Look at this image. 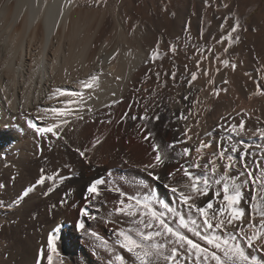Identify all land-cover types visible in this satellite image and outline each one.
<instances>
[{
	"label": "bare ground",
	"instance_id": "obj_1",
	"mask_svg": "<svg viewBox=\"0 0 264 264\" xmlns=\"http://www.w3.org/2000/svg\"><path fill=\"white\" fill-rule=\"evenodd\" d=\"M126 1L134 7L135 0ZM139 1L137 13L149 4L163 0ZM167 1L172 3L170 9L173 15L172 17L166 15L168 8L164 9L166 17L162 30L154 21L147 27L145 24L146 28H139L135 25L137 17L131 15L129 22L135 26L129 34L121 18L113 16L109 19L106 14L108 12L105 11L89 14L79 7L77 0L73 6L65 7L62 18L59 12L64 0H47V7H44L45 0H39L42 12L34 7L35 0H0V184L5 185L0 189V264H36L41 250L44 252L43 264H47V239L49 233L53 232L57 236L56 247L60 252V256L53 254L54 264H64L68 258L77 259L79 254L75 248L80 237L85 235V231L98 234L95 226L105 223L103 219L92 220L81 215V209L87 204L84 199L86 188L95 179L103 178L106 182L102 186L104 191L99 198L100 202L93 201L92 204H87V210L97 217H106L119 199V195L114 191H108V188L118 187L132 196L146 195L151 191L156 199L164 201L171 207H178L177 197L164 185L166 183L176 185L186 179L180 172L169 181L168 174L182 163L194 162L193 158L197 156L195 148L200 140L212 142L213 151H218L217 144L224 146L228 143L224 139L227 133L219 125L225 124L227 127L228 121L238 124L241 117L237 113L241 109L251 114V118H246V129L256 125L264 129V123L258 122L255 118L260 116L264 121V95L255 98L250 92L253 85L257 87L259 84L264 88V68L258 74V81L255 84L251 76H246L242 85L235 84L230 79L233 73L237 74L236 69L226 68L225 72L221 70L215 75L214 84L211 85L216 89H222L220 92L223 96L220 95L219 99L210 95L209 84H206L203 75H200L191 87L185 78L179 84L171 79L169 86L166 83H158L152 75L154 71L163 74L161 62L169 56L174 58L177 56V52L173 51L161 54V44H167L173 37L182 36V31L190 26L201 37L196 42L201 41L202 44L208 30L211 31L215 26L212 19L220 17L222 18L220 21H225L224 15L230 12L234 23L237 19L240 22L238 32L251 43L257 40L258 46L264 49V9L256 14L251 24L247 20L250 12L258 7L261 0H243L245 3L239 5H236L235 0H228L227 8L219 6L213 8L209 5L205 10L199 5L187 7L189 1L197 0ZM246 4H249L247 9ZM204 17L209 20V27L206 26ZM57 20H60L58 28ZM232 20L227 19L226 23L229 24L233 22ZM159 32L162 37L158 36ZM114 35L122 43L121 47L110 42ZM157 44L159 58L155 63L151 61L145 63L153 50H157ZM221 46L223 47V44ZM117 49H119L117 60H112L109 64V57ZM129 50L132 56L125 55ZM98 56L104 61L102 65L104 74L101 76L103 91L95 93L99 97L98 100L89 101L96 109L92 117H86L85 121H74L68 126L72 128L71 131H68L67 127L64 129L61 135L67 139V144L52 137L51 134H48L47 138L37 136L34 130L28 127L27 120L31 119L39 126L56 122L47 118L44 121L38 120L37 116L43 114H38L37 108L64 107L61 102L69 99L59 97L48 100L52 88L79 90L76 84L65 80V69L71 73L70 80L77 77L86 78L92 70H100L94 63ZM36 65H39L38 71H34ZM116 77L121 79L118 81ZM225 79L229 81L228 84L223 83ZM227 91L238 93L242 101L235 102ZM113 92L115 96L112 95ZM5 96L12 100L11 106L8 105ZM185 96L189 99L185 100ZM115 99H119L120 102L111 107H104ZM196 101L199 102L193 107ZM146 108L148 117H155L161 113L163 115L161 122L131 119V116L145 115ZM190 112L192 116L187 121L178 119L181 113L187 115ZM125 113H128V117L122 120ZM227 113H231L228 121L222 120L221 117ZM102 120L105 123H100ZM138 124L146 126L153 133L152 139L165 149L173 141L185 139L182 133L186 125L192 126L189 133L192 139L187 144H178L175 149L168 150V162L156 170L161 177L159 181L152 180L141 170L144 164L152 161L154 154L150 155V143L143 140ZM245 133L241 137H233V140H243L253 145L254 149L256 143L253 134L250 136L249 132L248 135ZM97 139L100 142L93 148L92 144ZM259 142L264 143L261 140ZM47 146L53 147L61 154V167L51 176L39 172L36 162ZM184 147L191 151V156L187 160L180 155ZM74 148L90 149L86 152L88 160L80 157L78 152L73 151ZM208 152L205 150L201 164L206 163L211 156ZM238 157L239 154H236L235 158ZM125 160L128 163H125ZM191 171L194 175H202L201 169ZM41 175L53 177L54 181L46 179L43 184L37 185L36 182ZM140 181L148 187L138 188L137 184ZM33 185H36L34 190L27 197L19 199L23 191ZM248 199L250 197H246L245 202L240 205L246 211L249 209ZM36 212L37 215L34 217ZM114 219L117 223H105L109 224V227L103 226L102 229L112 228L114 231L118 228H127L130 224L127 218ZM77 223H84L85 228L78 232ZM25 225L28 227L24 231L22 228ZM119 251L128 257L129 254L123 253V250ZM99 252L105 258H109L105 251Z\"/></svg>",
	"mask_w": 264,
	"mask_h": 264
},
{
	"label": "snow or ice",
	"instance_id": "obj_2",
	"mask_svg": "<svg viewBox=\"0 0 264 264\" xmlns=\"http://www.w3.org/2000/svg\"><path fill=\"white\" fill-rule=\"evenodd\" d=\"M74 2L75 0H64L59 12L61 18L64 15L65 7L73 6ZM95 2L99 3L100 0H95ZM204 2L206 7L209 6V0H204ZM34 7L40 9L41 12L43 11L39 0H35ZM44 7H47V0H45ZM224 7L227 8L228 5L225 4ZM227 19L228 17L224 18L225 23ZM59 24L60 20H57V28ZM220 27L223 29L224 24H221ZM240 27V22L237 19L227 35L222 36L217 41L220 44H223L225 40L227 41V45L223 48L224 53H227L229 48L239 41V35L234 36L233 34L238 33ZM185 31L187 32V28ZM53 35H55V32H53ZM158 47L159 44H157V50H153L145 63L149 61L156 62L159 58ZM170 50L175 52L174 47ZM208 50L212 51V49ZM197 51H200V49L198 48ZM118 54L119 49L109 57L108 63L111 64ZM125 55L132 56L133 54L129 50ZM217 60L225 68L230 67L235 70L237 67L235 63H230L229 59L221 60L220 57H217ZM53 63L55 64V61ZM94 63L96 68L100 70H92L83 79L77 77L75 80H70L71 73L65 69V80L76 84L79 90L52 88L47 97L48 100L58 99L59 97H68L69 99L61 102L64 107L37 108V113L43 114L37 116L38 120L44 121L47 118L56 121L48 123L46 126H39L31 119L27 120L28 127L33 129L37 136L47 138L48 134H51L52 137L63 140L67 144V139L61 135L64 129L67 127L68 131H71L72 128L68 126L74 121H85L86 117H92L96 109L89 101L99 99L95 93L103 91L101 76L104 74L102 70L104 61L98 56ZM82 67H87V65H82ZM196 67L200 71L199 73L197 71L191 72V78L187 81L190 87L193 82L198 80V74L205 77L210 75L207 70L202 69L199 61ZM38 69L39 65H36L34 71H38ZM73 71L78 70L73 69ZM156 76L159 80L160 74L156 73ZM175 77L176 73L172 72L171 78L174 80ZM120 79L121 77H116V80L119 81ZM223 83L228 84L229 81L225 79ZM208 84L213 85L214 80L209 78ZM25 87L27 88V85ZM136 91H139V89H136ZM220 91L222 89L213 87L210 95L217 97ZM155 94L154 89L153 95ZM112 95L115 96V93L113 92ZM252 95H264V88L257 84ZM5 99L8 105L11 106L12 100L7 99V96H5ZM184 99L188 100L189 97L185 96ZM119 102V99H115L110 104H105L104 107H111ZM198 102H194L193 107ZM147 111L146 108L145 115L131 116V119L147 121L149 120ZM237 115L241 117L238 124L228 121L231 113L221 117L222 120L228 121L227 127L225 124L219 125L227 133V137L224 139L227 140L228 147L217 144L218 151L213 152L207 162L201 164L200 161L204 159L205 150L212 148L213 144L212 142L200 140L195 148L197 156L193 158L194 162L191 164L182 163L177 169L168 174L169 181L180 172L186 178L176 185L171 183L164 185L177 197L178 207H171L164 201L156 199L151 191L146 195L132 196L121 191L118 187L108 188V191L116 192L119 199L106 217H97L87 210V204H92L93 201L100 202L99 198L104 191L102 186L106 182L103 178H99L90 183L84 195L87 204L81 209L82 216L92 220L100 218L105 223H117L114 217L127 218L130 222L127 228L114 230L115 240L112 243L102 239L95 232L85 231L86 235L98 242L96 247L108 253L107 264H189V260L191 264H264V143L256 144L253 149V145L243 140H233V137H241L246 132V118H251V114L245 109H241ZM190 116H192L191 112L187 115L181 113L178 119L187 121ZM127 117L128 113H125L121 119ZM255 118L258 122L264 123L260 116ZM152 119L154 121L159 120V116L156 115ZM107 122L110 123L111 121ZM100 123H105V121L102 120ZM198 125L199 121H197ZM137 127L140 128L143 134V140L150 143V155L154 154L152 155V161L144 164L141 170L146 172L152 180L159 181L161 177L156 170L168 162V150L175 149L178 144H187L192 139V136L189 135L192 126L186 125L182 133L185 139L173 141L167 145L166 149L152 139L153 133L146 126L142 127L138 124ZM257 134L260 140L264 141V129L258 128ZM99 142V139L95 140L92 147L95 148ZM73 151L78 152L85 161L88 160L86 152L90 149L74 148ZM229 152L231 154H228ZM236 154H239L238 160L235 158ZM180 155L187 160L191 156V151L188 147H184ZM249 157H251V162H249ZM125 163H128V161L125 160ZM237 165L241 166V170L233 175V169ZM191 169H201L202 175H194ZM46 179L54 181L53 177L41 175L36 184H43ZM4 187V184H0V189ZM35 187L36 185L28 187L19 199L27 197ZM137 187L147 188L148 185L140 181ZM246 197H250L247 200L249 204L247 212L240 207L245 202ZM84 228V223H77L76 230L78 232ZM187 233H191L197 239L194 241L189 238ZM56 241L57 236L55 233H49L47 264H54L53 254L60 256ZM199 241H203L204 246ZM248 249L251 250V253L247 251ZM119 250L129 254L132 259L129 261ZM43 259L44 252L41 250L36 264H43Z\"/></svg>",
	"mask_w": 264,
	"mask_h": 264
},
{
	"label": "rangeland",
	"instance_id": "obj_3",
	"mask_svg": "<svg viewBox=\"0 0 264 264\" xmlns=\"http://www.w3.org/2000/svg\"><path fill=\"white\" fill-rule=\"evenodd\" d=\"M235 1H237L236 5L245 3L243 0H235ZM77 2H78L79 7H81V9H83L84 11H86L89 14H91L92 12H94L92 14H97V13H100L101 11L102 12L105 11V12H108L106 14H107L109 19L113 16L121 18L123 25L125 26V28L127 29L129 34L132 33L133 27L135 25H137V27H139V28H146L147 25H149V23H152L153 21L158 23V28L160 30H162V28L165 25L166 15H168L170 17H172V15H173L172 9H170V7H172V3H170L167 0L166 1L163 0V1L155 3V4H149L147 7L144 8V10H138V13L136 12V9H137L136 7L140 6L139 0H135L133 2L134 7H132L133 4L131 6L128 3V1H126V0H100L99 3H96L95 0H77ZM204 3H205L204 0L189 1L187 3V7L190 8L193 5H199V6H201V8L203 10H205L208 7H206L204 5ZM225 4L228 5V0H219V1L218 0H209V5H210L209 7H213V8H216L215 6L224 7ZM248 5L249 4H246V7H245L246 9H247ZM165 8H168L166 15L164 12ZM263 9H264V0H261L258 7L256 9H254L253 11H251L249 16L247 17L248 22L251 24L253 18L256 16V14H259V12L262 11ZM139 14H141V15H139ZM147 14H149L148 15L149 20L147 19ZM231 14L232 13L230 12V14L224 15V17H228V21L232 20L233 16ZM131 15L137 17V23L135 25H132L129 22V17ZM203 19H205V21H206L205 22L206 26L209 27L208 26L209 20L206 19L205 17ZM221 19L222 18H220V17H214L212 19V22L215 24L216 27L214 26V28L212 29L213 31L208 30V32L204 36V37H206L205 41L202 44H201V41L196 42V40H199V38H201V37L193 31L194 29L192 28V26L188 27L187 32L184 30L182 31L184 35L182 34V36H180L178 38L173 37L172 39H169L167 44H164V43L161 44V46H162L160 48L161 54H163L165 51H171L170 50L171 47L172 48L176 47L175 52H177V56L175 58L173 56H169V57L165 58L161 62V68H163V74L164 75L159 73L160 77H159V80H157L156 72L154 71V73L152 74L153 79L155 81H157L158 83H164V84L166 83V85L170 86L169 81L172 79L171 73L175 72L176 77L174 79V82L176 84H179V82L181 83L182 82L181 80L182 79L184 80V78H185V80H189L191 78L190 74L192 71H197V72L200 71V70H197V67H196L197 62L199 61L201 63L202 69L207 70L210 74L209 77L204 76L206 78V84H208L209 78L214 79L215 75H218V73L221 70L225 72L226 68L219 62V60H217V57H220L221 60L222 59H229L230 63H235L237 65V67H236L237 74L233 73L230 76V79L233 80L235 82V84H241L242 85L243 80L246 76L247 77L251 76L252 82L255 84V82L258 81V78H257L258 74L264 68V49L262 47L258 46L257 40H255V41H253V43H251L250 41L246 40V38L242 35L241 32H238V33H235L233 35L234 36L239 35V41L234 43L229 48V51L227 53H224L223 48H224V46L227 45V41L226 40L224 41L223 47L221 46L222 44L217 43V41H219L222 36L227 35V33L231 30V27L234 24V20H232L233 22H230L229 24H227V23H225V21H220ZM139 21H140V23H139ZM145 24H146V27L144 26ZM221 24H224L223 29H221V27H220ZM160 33L161 32H159L158 36L162 37L163 35ZM115 37H116L115 35L112 36V39L110 40V42L112 41L118 47H121L122 43L119 40H117L118 39L117 37L116 38ZM114 39L117 41L114 42L113 41ZM117 42H118V44H117ZM103 43H104V41H103ZM198 48L200 49V51H197ZM208 49H212V51H209ZM117 57L118 56H116V58ZM116 60L114 59L113 61H116ZM228 68H230V67H228ZM217 69H219V70L217 71ZM199 76L200 75L198 74V77ZM226 76H227V74L224 77H226ZM212 88L213 87L211 85H209V88H208L209 93H211ZM255 90H256V86L253 85L250 88V92L253 94L255 92ZM226 93H228V91ZM220 95H222L221 92H220L219 96H217L215 98L219 99L221 97ZM228 95L235 102H241L242 101L241 96L236 92L228 93ZM258 97H259V95H255V98H258ZM158 116H159L158 122H157V120L153 121V119H152L153 116H149L150 117L149 119H151L154 123H159V122H161V120H162L161 118L163 117V115H161V113H159ZM258 128H261V126L256 125V126H252L251 128L246 129L247 135H248V132H249L250 136L253 134L252 136H254L253 138H255L254 141L256 144H260V142H259L260 138L257 134ZM246 133H245V135H246ZM227 145H228V143L225 144L223 147H228ZM49 147L47 146L46 148L43 149L44 150L43 153L45 152V154L42 153V156L40 155L39 156L40 158L38 157L36 162H37V167H38L39 172L45 173V174H50V176H51L53 172L55 173L56 170L57 169L59 170L61 167L60 166L61 154L57 153L53 147H51V148H49ZM206 150H207V152L209 151L208 153L210 155H212L213 152L217 151V150L213 151L212 148H209ZM228 154H231V153L229 152ZM41 157H42V159H41ZM238 159H239V157L237 158V160ZM249 162H251V157H249ZM39 169H41V170H39ZM240 170H241V166L237 165V167L233 169L232 174L234 175L237 172H239ZM242 209L245 210L244 208H242ZM36 215H37V212L34 213V217ZM103 226L109 227V224L104 223V224L95 226L96 230H98V235H100V237L102 239L108 241L109 243H112L115 240L113 229L111 228L112 230L111 229L109 230L108 228H106L103 230L102 229ZM27 227L28 226L25 225V226H23L22 229L25 231V229ZM114 230H116V229H114ZM99 232H100V234H99ZM187 235H189V238L193 239L194 241L197 239L196 237L192 236L191 233H187ZM83 236L80 237V239H79L80 241H78L77 246L75 248L76 253L79 254V257L75 260L68 258L65 260L64 264H107V259H109V258H105L104 255H102L99 252L100 250L103 251V249L96 247V244L98 242L95 241L93 238L88 237V235L86 236V234ZM103 237H105V238H103ZM108 238H110V239H108ZM199 242L201 243L202 246H204L203 241H199ZM247 251L249 253H251L250 249H248ZM125 257L129 261L132 259L129 255H128V257L127 256H125ZM100 259L103 261H101ZM189 264H191L190 260H189Z\"/></svg>",
	"mask_w": 264,
	"mask_h": 264
}]
</instances>
